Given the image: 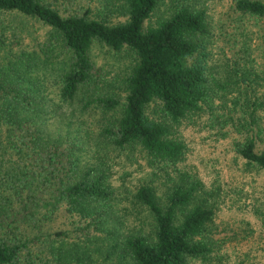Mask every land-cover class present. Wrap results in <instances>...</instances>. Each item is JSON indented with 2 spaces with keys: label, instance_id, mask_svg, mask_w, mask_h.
Returning a JSON list of instances; mask_svg holds the SVG:
<instances>
[{
  "label": "trees",
  "instance_id": "obj_1",
  "mask_svg": "<svg viewBox=\"0 0 264 264\" xmlns=\"http://www.w3.org/2000/svg\"><path fill=\"white\" fill-rule=\"evenodd\" d=\"M119 1L112 22L59 0H0V264L211 262L216 192L179 166L182 124L236 133L237 155L264 171V0H231L219 23L205 0ZM7 13L44 31L8 34ZM96 42L131 57L115 84ZM138 154L150 173L116 183L112 160ZM128 194L146 210L139 225Z\"/></svg>",
  "mask_w": 264,
  "mask_h": 264
},
{
  "label": "rangeland",
  "instance_id": "obj_2",
  "mask_svg": "<svg viewBox=\"0 0 264 264\" xmlns=\"http://www.w3.org/2000/svg\"><path fill=\"white\" fill-rule=\"evenodd\" d=\"M59 1L63 8L69 10L91 7L92 14L106 17L112 22L125 17L117 11L119 0ZM230 1H203L207 11L214 16V23L222 22L218 19L220 13L232 12ZM162 9L163 6L157 14ZM224 18L226 17L222 16V20ZM3 26L8 34L15 31L21 39L28 41L34 34L44 31V27L37 21L24 20L16 13H7ZM91 56L96 67L100 69V76L105 83H117L130 69L131 57L125 50L114 51L96 42L92 46ZM204 121L205 119L201 118L196 123L182 124L178 132L187 145L185 159L179 166L197 174L206 187L216 192L213 196L216 203L214 236L218 248L211 262L195 264H215L217 260L220 264H264V171L245 165L244 159L237 155L233 147L236 133L222 137L217 133L216 127H210ZM97 125L98 123L94 122L91 127ZM135 159L130 161L125 160L124 156H119L112 160L116 183L121 182L122 176L128 186H131L137 178L150 173L151 169L142 155H136ZM131 199L129 194L128 198L123 199L128 211L127 223L129 226L139 225L146 210L137 206L131 211L133 209ZM256 208L259 209L258 213L255 211ZM69 244L72 242L69 241ZM71 260L72 258L69 262L61 264H74V261L70 262Z\"/></svg>",
  "mask_w": 264,
  "mask_h": 264
}]
</instances>
